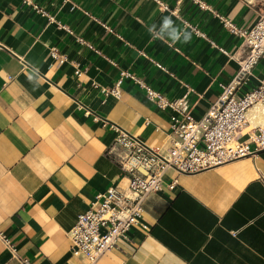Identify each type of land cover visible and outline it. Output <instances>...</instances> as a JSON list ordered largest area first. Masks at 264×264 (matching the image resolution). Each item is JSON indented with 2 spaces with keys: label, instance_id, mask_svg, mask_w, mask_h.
Listing matches in <instances>:
<instances>
[{
  "label": "crops",
  "instance_id": "crops-1",
  "mask_svg": "<svg viewBox=\"0 0 264 264\" xmlns=\"http://www.w3.org/2000/svg\"><path fill=\"white\" fill-rule=\"evenodd\" d=\"M161 1L168 9L152 0H0V231L11 244L0 241V264H87L72 255L67 231L99 193L125 182L118 150L107 154L110 124L162 149L177 115L128 77L118 96L102 88L125 70L198 119L246 49L218 16L247 28L264 8V0ZM260 81L264 57L237 95ZM262 125V109L249 110L239 139ZM141 221L146 228L130 227L96 264H264V149L196 172L167 170Z\"/></svg>",
  "mask_w": 264,
  "mask_h": 264
},
{
  "label": "built area",
  "instance_id": "built-area-1",
  "mask_svg": "<svg viewBox=\"0 0 264 264\" xmlns=\"http://www.w3.org/2000/svg\"><path fill=\"white\" fill-rule=\"evenodd\" d=\"M152 1L161 9H168L161 0ZM218 18L225 28L242 39L246 49L235 74L221 85L217 98L198 119L184 113L182 99L166 98L125 70L119 72V79L112 88H102L104 93L118 96L121 80L128 77L144 88L146 98L158 108H169L177 115L170 118L168 144L162 149H154L136 135L110 124L115 134L107 154H113V149L118 150L114 158L124 173L125 182L118 180L99 193L85 210L77 214L74 224L67 231L72 255L83 256L87 264H96L99 256L116 246L130 227L146 228L141 221L145 199L162 188L167 170L176 173L196 172L236 156L264 149V125L253 126L247 131L246 140L239 139L248 122L249 110H264V82L260 81L241 95L236 93L238 87L246 83L253 66L264 57V8L257 12L255 21L247 28H240L222 16ZM187 25L194 34L206 38L203 32ZM77 41L85 43L81 38H77ZM49 54L58 58V63L64 61L55 48H50ZM75 73L79 71L75 70ZM176 183L175 176L166 187L173 189ZM0 241L11 248L2 231ZM21 264L30 262L22 259Z\"/></svg>",
  "mask_w": 264,
  "mask_h": 264
},
{
  "label": "bare ground",
  "instance_id": "bare-ground-1",
  "mask_svg": "<svg viewBox=\"0 0 264 264\" xmlns=\"http://www.w3.org/2000/svg\"><path fill=\"white\" fill-rule=\"evenodd\" d=\"M255 114H256V113H255L254 111H251V113H250V117H249V118L252 119V118L255 116Z\"/></svg>",
  "mask_w": 264,
  "mask_h": 264
},
{
  "label": "clouds",
  "instance_id": "clouds-1",
  "mask_svg": "<svg viewBox=\"0 0 264 264\" xmlns=\"http://www.w3.org/2000/svg\"><path fill=\"white\" fill-rule=\"evenodd\" d=\"M170 23H172V21L170 19H167L166 24H170Z\"/></svg>",
  "mask_w": 264,
  "mask_h": 264
},
{
  "label": "rangeland",
  "instance_id": "rangeland-1",
  "mask_svg": "<svg viewBox=\"0 0 264 264\" xmlns=\"http://www.w3.org/2000/svg\"><path fill=\"white\" fill-rule=\"evenodd\" d=\"M257 109H260V108H257ZM262 112H264V110H262Z\"/></svg>",
  "mask_w": 264,
  "mask_h": 264
}]
</instances>
